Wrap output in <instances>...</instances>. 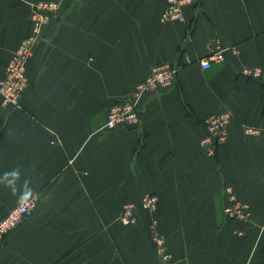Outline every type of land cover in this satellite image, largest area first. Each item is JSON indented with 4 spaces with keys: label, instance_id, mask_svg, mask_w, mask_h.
<instances>
[{
    "label": "crops",
    "instance_id": "0c3cea01",
    "mask_svg": "<svg viewBox=\"0 0 264 264\" xmlns=\"http://www.w3.org/2000/svg\"><path fill=\"white\" fill-rule=\"evenodd\" d=\"M0 0V79L33 33L34 3ZM29 62L20 107L0 95V221L38 206L0 246V264H264V0H201L163 21L166 0H58ZM225 49L224 61L200 60ZM158 63L179 67L168 91L141 102V125L110 130L108 112ZM229 112L215 153L205 119ZM248 129L259 133H249ZM251 206L223 213L226 189ZM159 197L157 212L121 224L125 203ZM155 226V227H154Z\"/></svg>",
    "mask_w": 264,
    "mask_h": 264
},
{
    "label": "built area",
    "instance_id": "2783aa9c",
    "mask_svg": "<svg viewBox=\"0 0 264 264\" xmlns=\"http://www.w3.org/2000/svg\"><path fill=\"white\" fill-rule=\"evenodd\" d=\"M201 0H166L162 12L163 21H183V9L187 6H195ZM58 8L55 2L39 1L32 5L33 33L28 37L14 53L6 70L4 78L0 79V95L4 107H20L21 99L29 86L28 65L37 43L42 28L53 19V13ZM225 49L219 48L216 52L200 60L203 70L211 68L216 61H224ZM179 67L169 63L154 65L149 73L140 79L133 91L127 97L118 100L109 110L106 126L110 130L136 129L141 125V102L147 96H154L170 90L177 81ZM244 75L252 79H260L264 82V69L261 67L249 68ZM229 112L209 115L204 122L206 130L202 140L208 154L215 153L220 142L225 140L226 128L231 121ZM249 133H259L258 130L248 129ZM227 202L223 213L231 221H247L251 217L250 204L241 201L237 194L227 188ZM38 196L33 195L21 200L0 221V246L4 244L9 234L14 231L25 219L32 216L38 206ZM157 212L159 210V197L156 194H148L138 203H125L122 207L120 221L124 226H131L138 222L140 211ZM155 227V226H154ZM153 241L158 255L170 262V255L166 252L165 239L156 231H153Z\"/></svg>",
    "mask_w": 264,
    "mask_h": 264
},
{
    "label": "rangeland",
    "instance_id": "374dc122",
    "mask_svg": "<svg viewBox=\"0 0 264 264\" xmlns=\"http://www.w3.org/2000/svg\"><path fill=\"white\" fill-rule=\"evenodd\" d=\"M42 2H55V3L58 4V8H57V9L55 10V12L52 14V15H53V19H52V21L50 22V24H51V23L54 22V20H55V16H56L57 13L60 11V8H61V6H62V3H61L60 1H58V0H55V1H42ZM31 8H32V6H31ZM31 18H32V15H31ZM32 21H33V19H32ZM30 36H31V35H30ZM30 36H29V37H30ZM39 37H40V36H39ZM38 39H39V38H38ZM25 40H26V39H25ZM25 40H24V41H25ZM24 41H23V42H24ZM37 41H38V40H37ZM23 42H22V43H23ZM22 43H21V44H22ZM36 44H37V43H36ZM36 44H35V45H36ZM19 47H20V46H19ZM19 47H18V48H19ZM34 47H35V46H34ZM33 49H34V48H33ZM17 50H18V49H17ZM17 50H16V51H17ZM16 51H15V52H16ZM15 52H14V53H15ZM32 54H33V53H32ZM13 55H14V54H13ZM13 55H12V57H13ZM12 57H11V59H12ZM31 57H32V56H31ZM11 59H10V61H11ZM30 60H31V58H30ZM10 61H9V63H10ZM29 62H30V61H29ZM9 63H8V65H9ZM8 65H7V67H8ZM6 70H7V68H6ZM28 71H29V65H28ZM5 75H6V72H5ZM4 77H5V76H4ZM28 78H29V75H28ZM29 86H30V80H29ZM29 86H28V88H29ZM28 88H27V89H28ZM26 91H27V90H26ZM26 91H25V92H26ZM22 200H23V199H22Z\"/></svg>",
    "mask_w": 264,
    "mask_h": 264
}]
</instances>
